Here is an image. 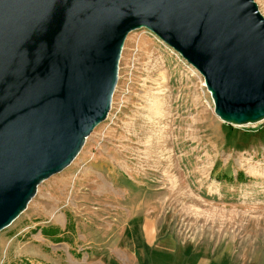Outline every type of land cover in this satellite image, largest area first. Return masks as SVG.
I'll use <instances>...</instances> for the list:
<instances>
[{"label": "rangeland", "instance_id": "rangeland-1", "mask_svg": "<svg viewBox=\"0 0 264 264\" xmlns=\"http://www.w3.org/2000/svg\"><path fill=\"white\" fill-rule=\"evenodd\" d=\"M196 251L264 264V121L224 122L203 75L137 29L108 118L0 232V264H188Z\"/></svg>", "mask_w": 264, "mask_h": 264}, {"label": "water", "instance_id": "water-1", "mask_svg": "<svg viewBox=\"0 0 264 264\" xmlns=\"http://www.w3.org/2000/svg\"><path fill=\"white\" fill-rule=\"evenodd\" d=\"M141 28L203 75L220 119L264 121L255 0H0V232L108 118L125 41Z\"/></svg>", "mask_w": 264, "mask_h": 264}, {"label": "crops", "instance_id": "crops-1", "mask_svg": "<svg viewBox=\"0 0 264 264\" xmlns=\"http://www.w3.org/2000/svg\"><path fill=\"white\" fill-rule=\"evenodd\" d=\"M128 240H130V239H128ZM133 241H134V238H133ZM200 255H201V251H199V252L196 251V252H194V255H193V257L191 259L188 257V261H190L191 264H200V262H201ZM34 256H36V252H34ZM157 256H160V252H158V254L155 255L156 258H159ZM173 256L177 257V259H176L177 262H175L174 264H182V263L185 262V261L184 262L179 261V257H180L179 253L178 254L176 253ZM163 257H164V255H163ZM115 260H116L115 258L111 259V260H106V263L103 262V264H117V263H121V264H135L133 262V260H136V259H128L127 260L125 258H120L119 262H115ZM190 263H188V264H190ZM212 264H215V263L212 262Z\"/></svg>", "mask_w": 264, "mask_h": 264}, {"label": "bare ground", "instance_id": "bare-ground-1", "mask_svg": "<svg viewBox=\"0 0 264 264\" xmlns=\"http://www.w3.org/2000/svg\"><path fill=\"white\" fill-rule=\"evenodd\" d=\"M197 70V69H196ZM231 144V143H230Z\"/></svg>", "mask_w": 264, "mask_h": 264}]
</instances>
